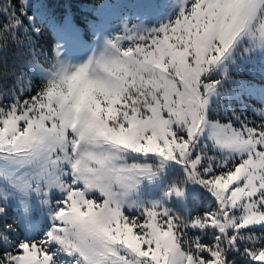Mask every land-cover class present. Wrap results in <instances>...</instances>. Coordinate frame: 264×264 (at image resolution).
<instances>
[{
    "label": "snow or ice",
    "instance_id": "6c2138e0",
    "mask_svg": "<svg viewBox=\"0 0 264 264\" xmlns=\"http://www.w3.org/2000/svg\"><path fill=\"white\" fill-rule=\"evenodd\" d=\"M12 7L0 5V40L27 43L31 59L0 91V218L15 202L26 231L36 213L50 225L5 236L0 264H264V110L258 124L215 118L246 87L232 75L242 38L264 49V0H179L168 23L124 26L79 59L56 43L46 60L41 27ZM170 164L179 174L159 199L134 195ZM188 183L212 198L197 215L168 206Z\"/></svg>",
    "mask_w": 264,
    "mask_h": 264
},
{
    "label": "rangeland",
    "instance_id": "374dc122",
    "mask_svg": "<svg viewBox=\"0 0 264 264\" xmlns=\"http://www.w3.org/2000/svg\"><path fill=\"white\" fill-rule=\"evenodd\" d=\"M36 0H24L25 7L31 6L35 13H40L43 8L37 5ZM93 14L86 20L85 25H78L70 16L54 23V31L57 33L54 45L60 43L61 51L73 59L83 58L90 54L92 48L106 37L122 34L124 26H137L143 29L159 27L161 24L174 20L179 8V0H98L93 4ZM73 37L69 39V37ZM250 41L247 37L242 38L238 45L237 61L240 65L239 71L232 73L234 79L245 83L246 87L240 89L241 98L237 101L233 98L231 101L227 97L222 99L225 106L230 105L228 115L225 116L222 108L218 109L215 118L221 122H228L231 119L232 111L237 112L241 119L260 123V118L252 109L264 110V49L260 47L248 48ZM50 57V56H49ZM47 57V58H49ZM47 58H43L46 60ZM9 101H4L8 103ZM250 106V107H248ZM239 126L236 121H232ZM209 154H212L211 149ZM179 174L176 165L166 166L163 175L158 181L150 183L143 181L137 188L134 195L142 201L159 199L164 187L174 181ZM59 193H55L52 199L59 198ZM212 198L201 186L188 183L185 185V196L180 202H170L169 207L173 210H187L190 214L202 213L210 205ZM34 203L38 204V199L34 198ZM7 210L16 214L19 228L23 234V239L35 238L40 239L43 233L47 231L50 220L45 211L41 216L36 213L34 219L36 226L31 231H26L22 209L18 203H9ZM58 259L61 264H67L70 257L60 254Z\"/></svg>",
    "mask_w": 264,
    "mask_h": 264
},
{
    "label": "trees",
    "instance_id": "16d2710c",
    "mask_svg": "<svg viewBox=\"0 0 264 264\" xmlns=\"http://www.w3.org/2000/svg\"><path fill=\"white\" fill-rule=\"evenodd\" d=\"M37 5L43 10L38 14L35 13L31 6L25 7L20 3V0H11L13 6L11 11H17L23 7L27 16H32L36 25L42 29V35L36 45L37 52H43L40 59L51 56V50L54 46L56 36L54 34V23L70 16L78 25H85L86 20L93 14V4L98 0H36ZM9 0H0V5L7 4ZM4 13H0V22L6 19ZM25 22L26 17L24 18ZM54 21V23H52ZM31 59V53L28 49V44L17 46L13 40H0V91L10 89L14 86V81L18 75L27 74L28 68L26 62ZM28 76L25 75V80ZM38 77L32 78V87L39 85ZM5 101H9L5 99ZM194 211L192 214H195ZM4 225H11L10 229L5 230L0 234V248L3 247L4 237L8 240L23 239V234L19 228L16 214L5 209V214L0 218V228ZM234 264H252L251 261L241 258L236 255L233 257Z\"/></svg>",
    "mask_w": 264,
    "mask_h": 264
}]
</instances>
